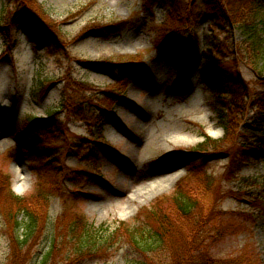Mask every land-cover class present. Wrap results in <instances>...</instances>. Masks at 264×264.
Listing matches in <instances>:
<instances>
[{"label": "rangeland", "instance_id": "374dc122", "mask_svg": "<svg viewBox=\"0 0 264 264\" xmlns=\"http://www.w3.org/2000/svg\"><path fill=\"white\" fill-rule=\"evenodd\" d=\"M36 1L57 34L53 48L24 29L10 34L0 27V198L2 186L20 197L48 182L56 189L47 198L46 220L32 236L24 228L14 230L15 237L26 238L17 248L8 232L13 224L0 213V264H13L15 256L19 264H43L57 220L71 212L81 214L95 243L80 255L75 247L83 239L68 240V246L59 237L63 252L46 264H140L147 255L130 234L151 232L143 218L146 208L181 185L202 183L194 214L205 229L191 245L192 250L200 245L197 258L230 264L246 256L240 264H264V58L258 70L245 61L230 68L263 100L257 96L260 109L250 99L228 135L215 111V102L227 104L228 97L214 98L203 76L209 48L226 54L225 63L242 52L243 26L206 13L214 0H196L202 56L189 71L182 58L158 47V27L168 11L160 0ZM11 10L0 0V26ZM106 25L112 29L101 34L99 27ZM260 36L264 45V28ZM130 60L138 64L132 67L135 75L113 95L121 71L110 64ZM65 91L78 116L63 105L69 107ZM106 98L112 115L102 112ZM94 116L108 119L102 137L90 122ZM32 117L50 123L36 125ZM177 134L186 139L170 138ZM18 173L25 177L19 183ZM175 246L156 252L153 264H171Z\"/></svg>", "mask_w": 264, "mask_h": 264}, {"label": "trees", "instance_id": "16d2710c", "mask_svg": "<svg viewBox=\"0 0 264 264\" xmlns=\"http://www.w3.org/2000/svg\"><path fill=\"white\" fill-rule=\"evenodd\" d=\"M160 1L163 2L168 11L158 27L160 39L158 47L167 54L182 58L185 70L191 71L197 66L202 56L197 30L201 21V13L197 10L196 0ZM260 4V0H214L207 2L208 12L206 13L209 15L215 13L216 17L225 23L231 26L240 24L245 29V36L240 46L242 52L235 54L231 63L224 62V57L227 55L220 54L218 47L209 48L204 54L203 76L204 82L209 85V91L213 93L216 99L228 97L227 104L219 102L220 100L215 102L217 119L225 135L230 134L232 126L238 124L245 114V107L250 99L256 98L255 104L257 103L260 109L262 106L258 103L260 97L254 92L251 84L249 85L248 80H244L239 73L233 75L230 69L234 65L236 66L237 61H245L247 65L252 66L251 69L258 70V67L255 66H258L259 60L264 58V45L260 36L261 30L264 28V16ZM6 5L7 7L12 6L13 10L8 12L6 21L0 26L3 31L9 33L14 29H24L39 39L50 41V48L58 43L57 34L53 30V23L47 18L44 9L36 0H4V6ZM258 25L261 27L259 28ZM109 29H112V26L99 27L100 33L105 32L103 34H108ZM110 65L119 67L121 71L113 92V95H117L122 93L127 83L131 81L136 72L132 67H137L138 64L136 61L130 60L111 63ZM71 98L72 95H68L65 91L63 101L69 103ZM108 98L104 100L102 112L112 115L113 107H110L112 105ZM260 99L263 100V98ZM63 105L69 110V113L78 116L79 112H72L73 104L69 103V107L65 103ZM30 121L41 126L50 123L48 118L32 117ZM90 122L98 127L101 136L108 119L99 120L98 116H94ZM51 184L48 182L47 185L41 186V190L28 197L17 196L9 186H2L0 213L8 224H13L8 232L11 234L12 243L16 248L17 244H25L26 238L15 237L14 230L16 231L19 227L24 228L29 236H32L39 223L42 224L44 219L46 220L47 198L50 194L55 193L53 191L56 189H53ZM204 187L203 183L197 187L181 185L176 192L166 199L157 198L150 208H146L147 212L143 218L145 222L149 223L151 232L139 230L130 234L132 242L141 250L143 255H147L145 260L139 262L140 264H153L156 252L170 249V245L173 246V243H178V248L176 245L174 250L170 252L171 264H217L215 261L206 260L205 257L197 258L194 253L198 251L200 245L197 247L198 249L194 250L191 247L193 243L201 241V239L198 241V235L205 229L204 222L202 224L199 222L201 217L194 214L198 206L201 205V200L198 199H201ZM19 213L22 215L21 221L18 220ZM9 220L11 223L8 222ZM146 236H149V239ZM59 237H62L68 246H71L68 240L81 242L83 239L81 247L77 244L75 247L79 250L80 255L84 247L95 243L89 229L84 227L81 214L77 212L65 213L61 220L56 222L52 247L44 257L43 264H46L52 256H57L60 251L63 252L61 244L57 243ZM245 257L239 256L228 263L240 264ZM13 264H19L17 256H15Z\"/></svg>", "mask_w": 264, "mask_h": 264}, {"label": "bare ground", "instance_id": "6f19581e", "mask_svg": "<svg viewBox=\"0 0 264 264\" xmlns=\"http://www.w3.org/2000/svg\"><path fill=\"white\" fill-rule=\"evenodd\" d=\"M112 131L110 130V133H111ZM210 133V135H212V136H216V132L215 131H210L209 132ZM113 137V136H112ZM174 137H176L177 139H180V140H182L183 141V139H186V137H185V135H182V134H177V136H170V138L171 139H173V140H176V138H174ZM120 139V137H117V140H119ZM168 168V165H166V166H161V167H159L158 168V171H164V170H166ZM25 177L23 176V174H21V173H18V175H17V180H16V182L17 183H19L21 180H23ZM170 179V181H171V183H173L176 179H177V176H173V177H170L169 178ZM149 186H152L151 184H148ZM117 191H121V193H124L125 191H123V190H117Z\"/></svg>", "mask_w": 264, "mask_h": 264}]
</instances>
